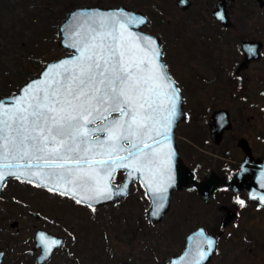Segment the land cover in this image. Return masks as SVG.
I'll return each mask as SVG.
<instances>
[{
    "label": "rangeland",
    "instance_id": "374dc122",
    "mask_svg": "<svg viewBox=\"0 0 264 264\" xmlns=\"http://www.w3.org/2000/svg\"><path fill=\"white\" fill-rule=\"evenodd\" d=\"M244 1L235 0V4L239 6ZM99 3L142 11L149 18L142 30L161 39L162 59L168 68L174 66L175 73H170L176 81L179 79L177 85L186 103L187 118L178 123L175 131L177 147L196 178L202 180L212 171L223 174L225 162L236 168L233 157L222 158L224 147L213 144L207 126L210 112L224 95L217 93L215 85L196 92L188 86L189 69L182 65L187 58L183 46L188 40L198 39L203 44L201 51L213 49L217 58L220 56V63H228L233 78L235 65L243 58L241 40L248 33L258 32L263 21L264 9L253 0L247 1L253 13L247 24L234 31L237 40L230 44L224 42L229 34L224 38L217 34L214 41L209 38L207 28L216 26L209 17L203 23L191 17L198 18L203 13H183L170 0H0V97L17 92L30 78L39 75L49 61L72 54L59 43V26L72 9ZM198 49V59L192 62L208 73ZM178 57L183 60L174 62ZM242 80L243 94H236V100H230V90L226 93V106L239 124L230 134L227 148L235 146L232 140L239 133L247 134L256 143L264 138V59L246 71ZM229 150L235 155V151ZM123 180L124 172L119 171L114 182L120 184ZM233 199H241L245 204L238 216L225 222ZM150 205L139 182L131 186L127 197L91 207L24 179L9 178L0 193L3 264H38L41 249L35 247L34 238L39 229L64 238V245L42 264H168L170 257L181 253L186 235L199 226L219 236L217 252L209 264H264V209L249 204L245 193L237 196L231 189L221 187L204 201L195 187L175 189L170 209L158 223H152L148 217Z\"/></svg>",
    "mask_w": 264,
    "mask_h": 264
},
{
    "label": "snow or ice",
    "instance_id": "6c2138e0",
    "mask_svg": "<svg viewBox=\"0 0 264 264\" xmlns=\"http://www.w3.org/2000/svg\"><path fill=\"white\" fill-rule=\"evenodd\" d=\"M80 15L91 23L68 45L78 54L48 67L11 106L0 103V182L26 177L79 197L77 203L91 202L111 199L110 181L124 169L143 178L158 216L173 182L170 133L179 89L157 41L130 30L144 19L123 10ZM252 198L264 202V196ZM206 243L211 249L215 242ZM198 255L196 264L209 253Z\"/></svg>",
    "mask_w": 264,
    "mask_h": 264
},
{
    "label": "water",
    "instance_id": "95a60500",
    "mask_svg": "<svg viewBox=\"0 0 264 264\" xmlns=\"http://www.w3.org/2000/svg\"><path fill=\"white\" fill-rule=\"evenodd\" d=\"M259 1H261V6H264V2L262 0ZM177 3L184 10L190 5V2L188 0H186V2H182V0H177ZM121 10L125 11L128 14L135 15L137 18H142L145 20L144 24L133 26L130 28V30L142 37H149L155 39L157 41L158 46L162 50V56H163V48L161 46L160 38L155 35L145 33L141 30V28L146 23L149 22V18L145 16L142 11L136 12L125 6L107 7V8L99 7V6H89V7L74 8L66 15V18L59 26V32L61 35V39L59 41L60 45L69 50L76 51L75 49L68 47V45L75 42V38H76L75 33L78 29L82 27L86 28L87 25L91 23L88 17L81 16L80 13L96 12V11L102 13H109V12H115ZM221 15L223 16V19L220 18ZM215 16L217 19H220L224 25L229 26L231 24L227 16V11L224 10V5L222 6L219 4L218 9L215 11ZM242 45L245 52V58L241 62L239 70L247 68L252 60H255L259 57V50L261 48L262 42L249 40V41H244ZM249 48L255 49V53L254 54L249 53L248 52ZM77 54L78 53L76 52L72 55L63 56L55 61H51L47 63L38 76L29 79L19 88L17 92L9 96L0 97V103L4 104L6 107L11 106L9 102L20 97L23 94L22 90L30 83L42 79V74L46 71L48 67H50L53 64L60 63L65 59H73ZM162 56H161V63L166 66V64L162 60ZM166 72L169 80L174 81L175 87L178 88V85L175 79L171 76L167 66H166ZM183 100H184L183 94L179 89L177 116L173 122V127L170 133L171 149L173 152V156H172L173 182L172 185L168 188L166 194L167 200L165 202V207L160 212V214L158 216H154L152 214L155 210V205L153 203L155 197H153L145 187L143 178L140 176V174L133 173L132 177L130 178L128 176L127 170L124 169L117 170V172L114 174V178L110 181V189L112 191L111 199H107V200L101 199L99 201H91V202L84 200L83 202H85L87 205L91 204V206H99V205H104L106 203L116 202L121 198L127 197L130 193L131 186L135 182L139 181L143 189L147 192L151 202L150 208L148 210V217L152 223H158L163 219V217L169 211L173 197V192L175 189H183L185 187H191L194 185L197 188L198 193L202 200L207 201L211 198V196L217 191V188L221 183L222 180L221 177L219 176V174L213 171L209 176L205 177L204 180L202 181L197 180L194 177V171L188 165L185 164L184 160L180 156L179 149L177 147L175 131L178 126V123L182 120H185L186 118V114L183 108ZM210 126H211V139L215 144H220L223 140V135L225 130H229L232 128V122L229 112L227 110H218L214 112L211 116ZM245 141H246L245 139H241L239 145L244 149L246 156L243 162L241 163L238 171L235 173V175L233 176L232 180L229 183L232 186V189L235 194H239L243 191H246L247 201L257 203L260 206L264 207V202H262L259 199L252 198L253 194H255L257 197L264 196V156L258 159L254 158L251 153L250 147L246 145ZM120 170L125 171V176L123 182L117 184L114 182V179ZM9 178L12 177L11 176L6 177L5 181L0 182V193L5 186V182ZM20 179H24L27 181L26 177H22ZM32 183L37 184V182L35 181ZM67 196L72 197L71 195H67ZM77 198L79 197H76L75 199ZM16 224H17L16 222L13 223V225ZM201 231H203L204 236L200 235ZM41 235L45 237V241H41L39 239ZM207 239H212L215 242L211 249H209L207 246L206 243ZM52 240H55L58 243L54 245L50 244ZM63 244H64L63 237L57 236L49 231L39 229L35 235V247L41 249V252L37 256V263L38 264L44 263L47 259H49L52 256L54 250L56 248H61ZM217 246H218V236L208 232L204 226H199L197 229L193 230L186 236L185 247L183 248L181 253L170 257L168 264H196V262L199 260L198 253L200 251H205L209 253V255L203 261H200V264H208L211 258L213 257L214 253L216 252ZM46 247H50L51 251H46ZM4 255L5 253L1 251L0 264H3Z\"/></svg>",
    "mask_w": 264,
    "mask_h": 264
},
{
    "label": "flooded vegetation",
    "instance_id": "af4514ba",
    "mask_svg": "<svg viewBox=\"0 0 264 264\" xmlns=\"http://www.w3.org/2000/svg\"><path fill=\"white\" fill-rule=\"evenodd\" d=\"M170 1H171V3L174 2L176 7L178 9H180V11L183 12V13L192 12L193 14H195L196 11L200 12V13H203L198 18L195 17L194 15L191 16L193 18L201 20L203 23H205L204 22L205 18L209 17V19L212 20L214 22V24L216 25L214 28H210V27L207 28L208 29L207 34H208L209 38L214 41L217 34H219V36L221 38H224L225 36L227 37V35L229 34V37L227 38V40L224 41V42H228L229 44L232 43L233 41L237 40L236 33H234V31H236V29H238V26L242 27V24L243 25L247 24V22H248L247 20L251 16L250 14L253 13V11L251 9H249V7L247 6V4H248L247 1L248 0H245L243 3H240L239 6H237L235 4V0H198L197 2H196V0H188L190 2V5L185 10L182 9L178 5L177 0H170ZM253 1L255 3H257L260 6L261 9H264V6H261V1H259V0H253ZM262 1L264 2V0H262ZM96 3H98V2H96ZM219 4L222 5V6L224 5V10L227 11V16H228L229 21L231 23L229 26L224 25L221 22V20L217 19L216 16H215V11L218 9ZM104 5H106V4H104ZM89 6H99V7H105V8L114 7L113 5L103 6L100 3L99 4H93V5H85V6H81V7H89ZM120 6H123V5H119L117 7H120ZM197 6L201 7V9H199ZM238 9H239V12H238ZM261 11L263 12L264 10H261ZM262 20L263 21L260 23V28H259L258 32H256V33H248L241 40L240 50L243 53V58L238 64H236L237 60L235 62V64H236L235 65V74H234L235 76L233 78H231V74L229 72L230 68H227L228 63L226 65H224L222 60H221L222 63H220V56H219V58H217V54L218 53L213 51V49H211V51L208 50L210 53H212L213 58H211V56H209L208 51L206 52L207 54L205 52L201 51L200 48H201V45H203V44H199L197 42V41H199L198 39H197V41L188 40V41H186L187 43L185 44V46H183V51L185 52L184 55L187 56V58L184 57L185 59L184 60L182 59L183 60L182 65L184 66V68H188L189 69V72H188V74H189L188 78L189 79L187 78V80L189 82L188 86L191 87L192 90L196 92L199 88L203 87V88L207 89L211 85H215V87L217 89V93L221 92V94L224 95L223 97L219 98V100H221V102L217 105L216 108H214L210 112V115L208 116L207 126L209 127V134H210L209 137H210V139H211V126H210V124H211V116H212V114L214 112L218 111V110H227L229 112V114H230V117H231L232 128L229 129V130H225L224 135H223V140H222V142L220 144H215L214 142H213V144H215L216 146H219L221 148L224 147L222 149V158L229 160V159H231L233 157L232 161H233V163H235L237 165H236V168H235L233 165L229 164L228 162L224 163V164H227L226 165L227 168L224 169V173L221 174L222 176L218 173L222 180H221V183L218 186L217 190L219 188H221V187H224V188H227V189H231L232 192L234 193V191L232 189V186L230 185L229 182L232 180L233 176L238 171L241 163L243 162V160H244V158L246 156V153H245L244 149L239 145V142H240L241 139H245L246 140L245 143H246L247 146L250 147L251 153H252L254 158L258 159V158H262L264 156V142H263L264 138H262V137H260V139H259L260 142L256 138L257 141H258L256 143V140L252 141L247 134H243L242 135L241 133H239V134L236 135L235 138L233 137V140H232V141L235 142V146L231 147L229 145L228 148H227V142H228L229 136H230V134L234 133V131L237 130V126L239 124L234 122V120L232 118L233 114L230 111V108L226 106L227 105L226 103H229L228 102V97L226 95L227 91L230 90V96H229L230 100H236V94H239V95L243 94L242 93V89L243 88L241 86V82L243 81L242 78L244 77V73L246 71H248L255 63H258V62H260V61H262L264 59L263 58L264 57V36H261V34L264 31V15H262ZM210 29H213V31L210 32ZM259 32H261V34H259ZM249 40L262 42L261 48L259 50V57L257 59H255V60H252L249 63L247 68L239 70L240 64L245 58V52H244L242 44H243L244 41H249ZM196 42L199 45V49L195 45ZM197 49H198V51L200 50L199 54L202 53L203 58H205V61H206L205 65L209 69L208 73H205L202 69H199V67L195 66L194 63L192 62V60H197L198 59V54L195 53V51H197ZM177 60L178 61H174V62H176V63L179 62L180 61V57H178ZM172 66L173 65L171 64V69H170V65H169V70L170 71L172 70L175 73L174 66L173 67ZM174 77H175V75H174ZM184 80L187 81L186 79H184ZM176 82L179 83L180 82L179 79H177ZM181 82H182V80H181ZM185 104H186L185 100H183V108H184ZM186 118H187V114H186ZM240 122L242 123L241 119H239V123ZM247 132H248V130H247ZM262 136H264V133H262ZM191 140H192L191 141L192 144L195 146V143L193 142V139H191ZM196 146H197V148H199V149H201V150H203L205 152H209V150H204L202 147H200L198 145H196ZM230 148H231V151H235V155H234V153L233 154L230 153V150H229ZM194 177L196 178L195 173H194ZM205 177H207V176H205ZM204 178L202 180H204ZM202 180H199V181H202ZM222 183H223V186H221ZM191 187H195V186L193 185ZM196 190H197V188H196ZM241 193H245V195L247 197V193L246 192L243 191ZM241 193H239V194H235L234 193V194L238 196ZM237 200H241V199H233L232 208H230V207L227 208L228 212H227V216H226L225 222L229 221L232 217L238 216L240 211H241V209L243 208V206H241L240 204L237 203ZM246 201H247V199H246ZM247 202L249 204H251V205H255L257 208L264 209V207H260L257 203H253V202H249V201H247ZM212 234H214V233H212ZM185 240H186V238H185ZM216 252H217V250H216ZM215 253H214V255H215ZM214 255H213V257H214ZM212 258H211V260H212ZM211 260H210V262H211Z\"/></svg>",
    "mask_w": 264,
    "mask_h": 264
},
{
    "label": "trees",
    "instance_id": "16d2710c",
    "mask_svg": "<svg viewBox=\"0 0 264 264\" xmlns=\"http://www.w3.org/2000/svg\"><path fill=\"white\" fill-rule=\"evenodd\" d=\"M213 233H215V232H213Z\"/></svg>",
    "mask_w": 264,
    "mask_h": 264
}]
</instances>
